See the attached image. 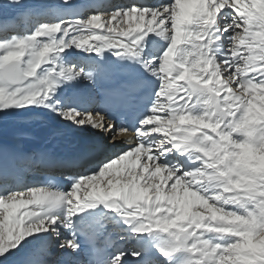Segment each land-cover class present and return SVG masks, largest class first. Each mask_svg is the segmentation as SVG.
<instances>
[{"label": "snow or ice", "instance_id": "snow-or-ice-1", "mask_svg": "<svg viewBox=\"0 0 264 264\" xmlns=\"http://www.w3.org/2000/svg\"><path fill=\"white\" fill-rule=\"evenodd\" d=\"M70 49L89 61L68 63ZM108 52L153 81L117 71ZM81 81L92 95L58 96ZM12 109H46L67 124L33 116L8 127ZM111 114L134 123L117 126ZM72 125L109 133L114 150L32 147ZM129 132L135 142L123 147L117 137ZM54 167L68 171L67 191L52 178L23 183ZM97 215L108 219L88 222ZM113 223L119 239L102 245ZM13 257L264 264V0H0V264Z\"/></svg>", "mask_w": 264, "mask_h": 264}, {"label": "bare ground", "instance_id": "bare-ground-1", "mask_svg": "<svg viewBox=\"0 0 264 264\" xmlns=\"http://www.w3.org/2000/svg\"><path fill=\"white\" fill-rule=\"evenodd\" d=\"M83 3L89 2V0H83ZM113 4H127L130 2H134V0H111ZM135 2H139V0H135ZM144 2L149 4L157 3L158 0H144ZM82 3V4H83ZM152 40L156 42V45L164 44L166 46V42L163 40H160L159 38L153 36ZM162 50V49H161ZM70 54H65V60L68 63H79V62H88L89 57L88 54L84 52H77L76 49H70ZM108 62H112L114 59V56L109 52V54L106 56ZM137 69L141 71V73L150 81H153L154 78L148 77L147 73H144L143 69L139 66L134 64ZM158 83V82H157ZM151 91L154 93L155 89L152 88ZM76 94L83 95V96H90L92 95L91 90L87 87L86 81H81L77 85H64L63 88H61L58 91V96L63 98H69L74 97ZM55 115V114H54ZM110 118L114 119L117 126L121 124L120 121H118L116 118L110 115ZM46 122V126L48 128H56L55 125L59 124L57 128H65L67 122L60 120L56 115L54 116L53 120H44ZM45 136L41 134L40 138L36 141L34 145H32L33 148H42L46 147L49 148L54 154L57 155H68V156H75L83 152L84 150L88 149L90 146L96 144V143H103L106 148H108L110 151L114 150L112 149V146L110 145L112 143V140L110 138L109 133L99 132L95 131L94 129H86L81 130L77 129L74 125L69 126L68 130L66 131L65 138L56 141L52 144L45 143ZM118 140L126 141V143L122 144L123 147H127L129 144H132L135 142V136L133 133L129 132L127 134L121 133L117 137ZM45 174H52L56 175L59 179L64 180L65 182V191L68 190V188L71 186V183L67 181L68 178V171L65 168L62 167H54L52 169H44V168H33L30 171L22 174V180L25 184H32L34 182L42 181L43 176ZM6 181L9 185L15 186L16 185V178L12 175H6ZM83 195V191H82ZM32 206H29V209L31 210ZM87 212L92 211H98V210H86ZM86 213H82L81 215H85ZM108 219V217H101L100 215L89 217L88 222H94L98 219ZM76 219V218H74ZM114 223L109 227V231L111 235H106L101 239V244L110 246L113 241H118L119 237L118 234L114 231H112V227H114ZM121 227H126L124 225H121ZM147 241L145 240V243ZM123 243V242H122ZM137 241L130 240L125 244L126 247H129L133 244H136ZM158 255V254H157ZM136 258H131L132 264H135ZM18 260V257H14L12 260V264H16V261Z\"/></svg>", "mask_w": 264, "mask_h": 264}, {"label": "rangeland", "instance_id": "rangeland-1", "mask_svg": "<svg viewBox=\"0 0 264 264\" xmlns=\"http://www.w3.org/2000/svg\"><path fill=\"white\" fill-rule=\"evenodd\" d=\"M83 0H74V3L79 5L82 4ZM32 3H44L47 0H30ZM12 113L10 116L6 117L3 121L8 127H12L17 124L20 120L23 119H30L33 116H39L42 120H53L55 113H50L46 109H12L10 110ZM59 124H56L55 127L57 128ZM14 257L12 258V260Z\"/></svg>", "mask_w": 264, "mask_h": 264}]
</instances>
